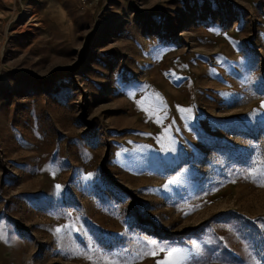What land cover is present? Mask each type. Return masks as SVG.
I'll return each instance as SVG.
<instances>
[{
    "label": "rangeland",
    "instance_id": "1",
    "mask_svg": "<svg viewBox=\"0 0 264 264\" xmlns=\"http://www.w3.org/2000/svg\"><path fill=\"white\" fill-rule=\"evenodd\" d=\"M262 105L264 0H0V264H264Z\"/></svg>",
    "mask_w": 264,
    "mask_h": 264
},
{
    "label": "snow or ice",
    "instance_id": "2",
    "mask_svg": "<svg viewBox=\"0 0 264 264\" xmlns=\"http://www.w3.org/2000/svg\"><path fill=\"white\" fill-rule=\"evenodd\" d=\"M264 107V105H262ZM185 111L186 113L190 114V109L188 110H182ZM169 184L173 183L172 180L168 181ZM59 231V229L57 230ZM160 252H163L165 255V259L158 261L157 264H182L184 260V254L178 250V249H165L163 247H155L152 251L149 253L145 254H151V255H156ZM105 264H115V262H105Z\"/></svg>",
    "mask_w": 264,
    "mask_h": 264
}]
</instances>
